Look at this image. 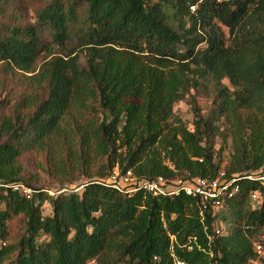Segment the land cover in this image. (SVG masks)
I'll return each instance as SVG.
<instances>
[{"label": "trees", "instance_id": "trees-1", "mask_svg": "<svg viewBox=\"0 0 264 264\" xmlns=\"http://www.w3.org/2000/svg\"><path fill=\"white\" fill-rule=\"evenodd\" d=\"M1 92L0 264L257 258L264 186L247 176L264 172V0H0ZM180 101L191 129L174 114ZM29 156L63 186L91 180L49 195L26 172ZM114 167L145 180L235 179L240 192L213 212L184 192L122 193L105 182Z\"/></svg>", "mask_w": 264, "mask_h": 264}, {"label": "built area", "instance_id": "built-area-1", "mask_svg": "<svg viewBox=\"0 0 264 264\" xmlns=\"http://www.w3.org/2000/svg\"><path fill=\"white\" fill-rule=\"evenodd\" d=\"M193 9V8H191ZM222 176V174L220 175ZM247 179L258 181L264 186V172L257 171L247 176ZM235 179L230 181L220 179V177L208 180L201 178H194L190 180L176 179L173 181H165L162 178L155 180H145L136 177L131 171L121 173L117 167H114L111 174L105 180L107 184L125 194H134L137 191L144 190L152 196H176L180 192L187 195L199 196L202 203L208 202L212 208L219 207V197L224 196L227 199H232L239 192V186L236 185L230 188ZM1 186V185H0ZM3 187H10L13 191L18 192L27 200L31 199L34 190L24 184L2 185ZM50 195L54 193L49 192ZM250 198L252 202L259 199V193L251 192ZM254 252L257 258L250 261V264H256L257 260H264V242L253 243ZM173 264H186L176 260L173 257Z\"/></svg>", "mask_w": 264, "mask_h": 264}, {"label": "rangeland", "instance_id": "rangeland-1", "mask_svg": "<svg viewBox=\"0 0 264 264\" xmlns=\"http://www.w3.org/2000/svg\"><path fill=\"white\" fill-rule=\"evenodd\" d=\"M227 83V81H225ZM2 92L0 93V99L2 98ZM197 102L200 107H202L204 110L210 106V102H208L205 98L202 96L198 95L197 96ZM174 114L179 117L185 125L188 126L189 129H191V123L193 121V115L190 110L189 105L186 103V101H180L174 106ZM226 160H228L229 155H230V149L227 148L225 149L224 152ZM35 160L33 156H29L24 160V165L26 166V172L28 174H34L32 175L33 177L38 176V182L36 183V186L38 188H42L44 190H47L49 192L54 193V195L59 194V193H69L71 191H76L80 192L82 184H85L87 181L91 180L86 177H79L75 182L71 184H66V185H61L59 182L56 180L54 176L49 175L44 169L39 168L35 165ZM34 177V178H35ZM93 179H96V177H93ZM49 194V193H48ZM50 195V194H49ZM258 201L253 202L252 206L256 205ZM220 208L215 207L213 209V212H217ZM42 215L43 216H49L51 215V208L47 202L43 203L42 205ZM229 219L230 215H227V221L223 224H220L219 222L217 223L218 229L217 231H222L223 229L230 228L229 225ZM23 232L22 224L18 218L13 219L12 221L9 222V234L11 238H16L20 236V234ZM256 242H262L260 238L256 239ZM256 264H262L261 260H257L255 262Z\"/></svg>", "mask_w": 264, "mask_h": 264}]
</instances>
